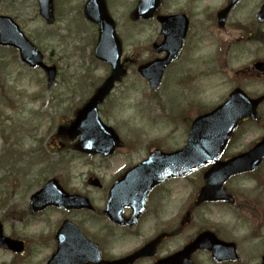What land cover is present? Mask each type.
Instances as JSON below:
<instances>
[{
    "label": "rangeland",
    "instance_id": "obj_1",
    "mask_svg": "<svg viewBox=\"0 0 264 264\" xmlns=\"http://www.w3.org/2000/svg\"><path fill=\"white\" fill-rule=\"evenodd\" d=\"M85 2L86 0H54V21L46 24L38 15L35 0L0 1V15L12 18L44 54L45 62L57 69L56 82L51 89H47L42 71L26 68L20 63L17 53L15 55L11 49L0 47V221L3 223L5 236L14 232L28 241L29 251L24 259L33 264L42 259V254L45 253L40 251L38 238L43 233L48 235L56 222L53 218L49 225L43 224L45 217L40 218L42 224L38 219L29 224L25 222V196L37 190L39 183L58 176L56 172L62 167L65 174L71 169L72 174L77 176L72 181L71 189L89 192L92 200L98 199L97 192H90L85 184L87 174L100 175V182L102 180L103 183L114 180L125 167L126 156L123 153L128 146H140L141 136L146 144H151L157 138L173 149L184 145V118H187L188 112H195L197 109L187 103L196 105L198 102L206 105V108L215 107L227 97L234 84L243 85L250 95L264 93V84H260L264 77L247 75L249 63L254 58L264 60V53L254 54L245 42V45H234L238 39H246L244 33L248 31L250 23H253L264 0H240L221 29L216 25V13L227 4V0H164L163 5L161 2V14L183 12L188 17L190 15L191 31L196 38H200V47L194 53L184 49L180 60L165 73L166 79H163L156 94L150 92L149 86L134 70L138 63L153 58L151 45L160 40L158 23L154 18L138 20L135 17L134 0H105L107 14L116 24L123 50L122 58L127 69L120 84L100 106L99 116L106 125L119 133L116 132L125 149L119 150L107 160L97 156H74L73 151L62 147L57 150L60 147L59 139L63 137H56L57 128L68 127L73 118L70 117L71 114L87 102L94 88L102 83L107 74V68L94 61L97 29L83 17ZM189 54L193 58L192 64L204 62V66H194L199 70L185 72L190 62ZM214 59L219 60L218 68L213 67V62L218 64ZM225 64L228 65L227 69L219 73ZM181 77L187 78V85H192L193 88L197 89L198 84L202 93L184 92L179 87L183 83ZM79 85L83 87L80 88ZM143 117H166V126L164 121L159 120L161 126L154 132L148 131L142 122ZM151 126L156 128L157 122L151 121ZM246 129L244 128L243 134L237 133L243 135L234 145L239 150L248 149L253 141L264 134L256 125L249 127L248 131ZM12 140L19 143L18 151L11 152L6 148ZM63 142L69 144L65 139ZM68 161H71V165ZM195 176L193 174L185 179H189V189L182 185L188 182L183 181L170 186L173 196L169 206L174 214L180 215L183 206L189 201L195 188L194 183L198 181ZM263 177L264 171H261L260 178ZM246 180L238 179L235 182L242 187L245 198L250 195L249 190L256 187L253 182ZM254 196L263 200L259 194L248 200L252 202ZM12 206L15 209L11 211ZM241 215L246 217L247 214L243 210ZM234 219L230 213L217 214L213 211L205 221L210 225L215 221L233 227ZM72 220L82 222L77 215ZM199 220L196 217L190 224V232L204 224ZM222 234L227 235L225 232ZM263 249V244L250 246L247 250L249 253L244 254L252 258ZM11 263V256L0 252V264Z\"/></svg>",
    "mask_w": 264,
    "mask_h": 264
},
{
    "label": "flooded vegetation",
    "instance_id": "obj_2",
    "mask_svg": "<svg viewBox=\"0 0 264 264\" xmlns=\"http://www.w3.org/2000/svg\"><path fill=\"white\" fill-rule=\"evenodd\" d=\"M190 29L191 27L189 26V30ZM193 36L194 37L188 38L189 35L187 34L184 40L185 46L188 44L190 52L192 53L198 51L200 46V38H196V35ZM192 38H195V43L192 42ZM243 42L251 48L254 54H257V52L264 53V23H250L246 39H238L236 45H245ZM214 66L218 67L219 63H214ZM190 67H192L193 70L195 69L193 64L190 63L187 73L190 72ZM227 67L228 65L225 64L220 69H226ZM261 68L263 72H260ZM248 69L249 73H247V75L264 77V60L254 58L249 63ZM260 82V84H264V80ZM261 95L263 96V100L257 109L259 116L257 123L259 124L260 130L264 131V108L262 109L264 106V93ZM151 121L153 120H147L144 123L145 126H151ZM155 121L157 122V120ZM257 123L254 124L250 119H245L238 124L237 133L243 134L244 128H249ZM246 130L248 131V129ZM154 131L155 130H152V132ZM138 132L140 133V130ZM185 132L188 133V129H185ZM63 134L66 136L65 132H63ZM242 136L243 135L240 136L237 134L232 135L224 147L223 152L220 154L218 162H226L239 153L251 150L258 142L264 141L263 134L253 141L248 149L239 150L234 145ZM64 139L65 137L59 139L60 147L57 148V150H61V147L66 148L67 150L73 151V155L76 156V141L69 140V144H67V142H63ZM72 142L75 144L72 145ZM10 143H15V141L12 140ZM139 144L140 146H128L129 148H127V151L123 153V156H126V162L124 169L121 170V177L129 169L144 162L152 151L160 150L162 152H169L171 150L168 145L162 144L160 139L157 138L152 140L151 144H146L141 136ZM122 149H125L123 145H121V150ZM100 158L105 160L103 157ZM68 163L71 165V161H68ZM211 165L212 164H209L198 171L200 174L197 176L198 181L194 183L195 188L190 195L189 201L183 206L180 215L174 214V212L170 210L169 205L173 196L170 186L174 185V179H167L157 186H154L147 193L143 204V210H138V201H135L129 206L124 205L121 208L120 225L111 223L103 212L107 203L108 191L115 179L111 183L106 182V184L103 183L102 180L100 182V175L88 173L85 184L90 188V192L95 191L98 195V199L94 198L92 200L91 193L79 192L71 189V185L73 184L72 181L77 178L76 174H72L71 169H68L69 171H66L67 174H65L64 168H60L56 172L58 176L52 177L60 190L67 196L81 195L87 198L93 208L91 210H86L49 206L40 212L31 214L29 200L31 194L34 192L26 194V205L23 209V217L27 218L25 221L26 224L34 222L36 219L40 220L41 223L40 218L42 217L46 218L43 224L47 225H49L51 219L54 218L56 220L52 225L50 233L48 235L41 233L42 235L38 238L40 251L45 253L42 254L43 258L38 260L36 264H48L53 254L59 249L61 250V258L59 260H68L75 255H88L89 260L92 261L101 260V262H112L117 260L121 261L122 259L135 255L131 264H157L168 258H173V256L176 255V263L178 264H264V249L252 258L244 254V252L249 253L247 250H249L250 246L253 247L259 244L264 245V177L260 178V172L264 171V158H262L256 170L233 176L224 183V191L232 198V200H230L231 202L227 200L197 201L199 193L201 192L200 195H202V190L204 189L206 191L204 175ZM94 178L97 179L98 184L90 185V182L94 180ZM101 178L104 177L102 176ZM245 178H248L247 181L253 182L254 185H256L255 188L249 190L250 195L246 198L241 191L242 187L235 184L237 179ZM182 179L183 178L178 179V181L188 182L187 184L182 183V185L185 189H189V179ZM48 180L49 179H46L43 183H39L37 185L38 189L43 187ZM67 185L70 186L68 187ZM256 194L262 195L263 200L254 196L253 200H251L252 202H250L248 200L249 197ZM227 207L229 209H227ZM221 209H223V211ZM212 210L217 214L230 213V216L235 217L233 227L229 224L228 226L226 225L227 228L222 223L215 221L211 222V225L206 223L205 218H208L209 215L213 213ZM243 210L247 214L246 217L241 215ZM237 211L240 212L238 216ZM75 215H77L82 222H75L72 220V217ZM196 217L200 219V222L203 221L202 223L204 224L197 226L190 232V224L196 220ZM65 222L77 228L83 238L90 242L89 247L86 245V248H83V245L80 247L74 245L75 242L73 239L77 240L78 237L73 232V228L69 234H61L63 240L61 239L60 241L58 233ZM208 222L210 221L208 220ZM85 227L88 228L85 229ZM70 228V226L64 227V229ZM222 232L227 233V235H223ZM206 233H210L213 236L205 235ZM8 237L22 242L21 251L18 253L7 252L0 249V252L11 256V264H33L32 261L24 259L27 251H29L28 241L14 232ZM198 238H200V241L195 244L197 247L188 250L187 253L183 252ZM217 241L220 243H217ZM47 251L48 254H46ZM125 264H128V262Z\"/></svg>",
    "mask_w": 264,
    "mask_h": 264
},
{
    "label": "water",
    "instance_id": "obj_3",
    "mask_svg": "<svg viewBox=\"0 0 264 264\" xmlns=\"http://www.w3.org/2000/svg\"><path fill=\"white\" fill-rule=\"evenodd\" d=\"M238 0H230L226 9L218 14L219 24L222 25L223 21ZM40 15L47 22L51 21L52 13V0H37ZM159 0H139L137 15L139 18L147 19L153 14L158 6ZM85 17L94 21L99 25V38L98 46L96 47V56L100 60L107 61L111 68L112 74L107 80L105 85L97 91L95 96L89 103L80 111L76 121L69 128L70 136L76 138L79 136L78 148L84 153H103L111 154L117 146L118 141L110 128L104 126L98 118L97 106L102 102L104 96L111 90L113 83L119 79L122 68L119 65L121 49L119 42L116 38L114 25L105 14V8L102 0H88L84 7ZM157 21L161 25V33L164 36L162 46L156 49V52L164 50L167 55L163 60L143 65L138 68V73L148 81L152 89H155L159 84L164 68L170 63L177 55L181 41L185 35L186 20L183 16L176 17H158ZM258 21L264 22V5L262 6L258 15ZM0 46H9L15 48L19 52L22 62L30 67L39 66L44 68L42 63V56L36 52L35 47L24 37L18 26L6 17H0ZM48 74V85L51 86L54 79V68H46ZM260 99L249 100L238 90L232 93L230 100L223 106L217 108L213 112L200 116L197 118L193 125L188 141L187 147L173 155L175 162L178 163V168L182 172L195 169L200 164L208 162L209 160H216L217 155L221 151L226 139L234 130L236 123L245 117H252L255 115V109ZM253 118V117H252ZM207 126V129L213 130V137L208 136L201 140V147L198 140L201 138L199 134L200 128ZM208 133V130H206ZM208 135V134H207ZM209 147L206 149L207 145ZM262 145V144H260ZM160 154H151L149 160L140 166L132 169L124 174L109 191L108 204L105 214L114 222H120L119 219L121 208L124 205H132L135 201L143 202L147 192L163 178L169 176L173 170H166V165L160 164ZM247 155L241 156L239 159L234 160L230 164H224L221 167V172L215 179L212 180L211 186L217 187L221 192L220 185L223 180L232 173L245 169L242 164L248 161ZM253 160V158H251ZM181 175V174H178ZM164 176V177H163ZM173 176V175H172ZM176 176V174H174ZM55 182H51L47 188L38 193L32 199V210H40L43 204L58 205L67 202L66 196L54 189L52 196L48 194L50 187H53ZM60 194V195H59ZM218 194V193H217ZM42 196L41 203H37L38 196ZM61 196V197H60ZM211 198L217 199L218 195ZM73 206L75 208L85 207L90 208L86 200L79 198H72ZM64 228V227H63ZM61 232H64L61 230ZM71 232V231H70ZM69 232V233H70ZM68 233V234H69ZM63 240V236H58ZM78 239H73L76 247L83 245V248L89 247L90 243L77 235ZM83 241V242H82ZM198 238L194 243H198ZM14 242L4 238L0 229V246L5 248L14 249ZM223 245V244H220ZM64 248V247H62ZM191 248V245L189 246ZM61 258V250H57L55 255L52 256L48 264H120V262H98L89 260L88 255L80 256L75 255L68 260H59ZM96 258V257H95ZM175 258L163 261L162 264H172ZM123 260L121 264H124Z\"/></svg>",
    "mask_w": 264,
    "mask_h": 264
}]
</instances>
